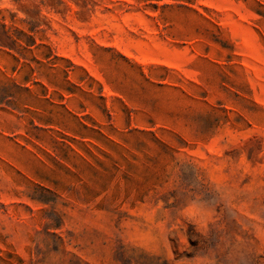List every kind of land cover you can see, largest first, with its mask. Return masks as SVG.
Instances as JSON below:
<instances>
[{
	"label": "rangeland",
	"instance_id": "rangeland-1",
	"mask_svg": "<svg viewBox=\"0 0 264 264\" xmlns=\"http://www.w3.org/2000/svg\"><path fill=\"white\" fill-rule=\"evenodd\" d=\"M0 264H264V0H0Z\"/></svg>",
	"mask_w": 264,
	"mask_h": 264
}]
</instances>
